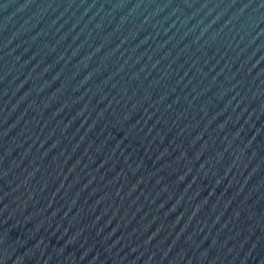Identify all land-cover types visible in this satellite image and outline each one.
<instances>
[{"label": "water", "instance_id": "obj_1", "mask_svg": "<svg viewBox=\"0 0 264 264\" xmlns=\"http://www.w3.org/2000/svg\"><path fill=\"white\" fill-rule=\"evenodd\" d=\"M0 264H264V0H0Z\"/></svg>", "mask_w": 264, "mask_h": 264}]
</instances>
